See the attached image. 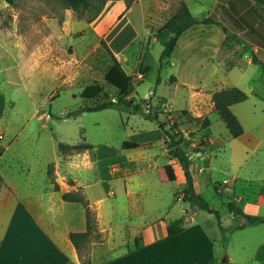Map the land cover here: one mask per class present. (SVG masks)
Returning <instances> with one entry per match:
<instances>
[{"label":"rangeland","instance_id":"obj_1","mask_svg":"<svg viewBox=\"0 0 264 264\" xmlns=\"http://www.w3.org/2000/svg\"><path fill=\"white\" fill-rule=\"evenodd\" d=\"M4 2V0H0ZM14 0L9 8L11 12L9 17L4 16L8 10L0 7V27L15 29L16 11H19L21 32L26 35L36 32L37 29L48 27L47 21L43 14L53 15L57 9L68 8L61 0ZM127 6L126 17L118 29L110 31L114 22V0L94 1L90 8L86 10H74L69 8L72 14V23H78L72 30L71 46L66 47L65 55L82 59L83 63L91 66L95 71L94 78L83 80L84 87L74 84L73 86H62L57 88L58 95H52L54 90L52 76L49 73L42 80L39 79L44 74L41 67L39 71L31 74L27 82V90L13 89L9 84L3 82L2 92L10 98H16V108L13 114V122L8 125V132L4 139L0 141L10 144V150L3 159V165L12 163L14 166L13 181L22 174L23 170L27 171L28 165L33 169H40L45 161L53 160L55 148L58 152V143L60 141L76 144L79 142H90L95 148L101 146H113L122 149V143L125 140L133 138H142V131L146 130L149 134H155L160 128V123L164 128H171L176 123L179 129H184L188 138L185 139V146L191 145L197 152L207 153L202 157L205 166L210 165L207 175H211V182L202 181L199 183V189L204 197L219 211L220 218L215 214L199 210L192 222V233L200 232V236L208 239V242L201 246V250L206 253L218 250L222 252V259L227 258L228 264H253V254L255 253L256 244L264 239V224L246 225L238 228L239 224L246 222L245 218L239 214L230 213L226 207L229 201L237 202L239 206L244 207L245 203L256 204L259 192L264 193V81L258 85V79L264 73L258 64L248 67L246 70L237 67L231 73L228 66L232 65L238 55L243 52L242 62L246 66L251 48L249 51L244 49L242 44L230 39L224 44L219 52L215 55V46L213 43L215 36L205 35L204 40L210 41L204 46H199L194 54L193 63L179 65L161 64V54L165 42L169 39L171 33L163 29L164 23L171 18L180 8L184 0H124ZM216 0H189L192 10L195 13H205L212 8ZM34 3V4H33ZM14 8V9H13ZM34 16V29L27 28L28 22L31 23V14ZM203 15V14H202ZM220 16V15H219ZM116 19V18H115ZM47 26V27H46ZM27 29H30L27 30ZM125 31V38L122 40L118 36V31ZM111 32V33H110ZM81 35H84L81 37ZM111 35V36H110ZM119 40L114 44V49L122 57L124 68L128 73L131 69L136 68L140 61L145 58L148 60L149 68L144 79L145 70L140 69L134 72L133 85L138 88L139 93L143 96L150 94L144 99L142 113H132L128 109L119 110L116 108H107L99 111H87L85 106L94 104L104 98L101 94L94 95L92 98L85 99L80 95L81 89L89 85L97 84L103 91L108 92L116 100L117 90L104 79L107 69L113 64L114 57L108 52L105 45L101 43L107 38ZM35 40L36 37L32 36ZM69 38H67V41ZM16 52L7 53L5 57H0V67L13 65L20 58ZM119 55H115L119 59ZM215 57V61L212 58ZM219 60V61H218ZM220 60H223L220 62ZM78 61V60H77ZM77 63V62H76ZM42 73V74H41ZM179 77L184 84H179L177 90L173 83ZM3 79V77H0ZM238 83L246 89L249 96L248 100L236 107L241 113L244 126L247 131L245 144L248 145L247 152L243 151L242 162L232 164V145L229 136V130L225 121L217 114H209L212 121L210 128L202 124L190 122L183 124V120L178 116L180 110H187L196 116L202 105L197 106L195 99L192 97V90L202 89L205 91H214L216 87H221ZM83 84V83H82ZM238 86V87H240ZM257 93L262 95L258 96ZM155 92V95H154ZM28 94H31L29 99ZM136 94V99H140ZM153 96V98H152ZM164 96V97H162ZM150 103V104H149ZM36 107L40 109L34 114ZM10 109V107L8 108ZM148 110L157 117H149ZM9 111L6 113L3 125L7 128ZM145 134V132L143 133ZM49 136H53L54 140ZM166 137V135H165ZM212 137V140L210 138ZM167 138V137H166ZM184 140V141H185ZM255 140L260 141L261 148L253 149ZM196 143L193 145V143ZM223 142V143H222ZM233 142V141H232ZM155 149L160 153L161 147L156 142ZM72 152V151H70ZM61 155L66 153L60 152ZM248 153V154H247ZM246 157V159H245ZM167 156H161L160 161H166ZM241 159V158H240ZM51 168V166H50ZM190 168L194 171L193 166ZM51 169H49L50 172ZM90 175H101L102 171L98 167L89 171ZM241 173V178L232 181L233 175ZM149 186L151 192L160 190L161 201H169L173 197L179 185L171 181L158 182L156 173H150ZM146 176V175H143ZM227 179L225 181L224 179ZM11 181V180H10ZM3 179L0 178V189L3 185ZM8 185V184H7ZM233 185V186H232ZM222 189V192L218 190ZM85 202L80 192L76 194ZM172 196V197H171ZM238 197H244L243 202L237 200ZM263 199V198H262ZM156 206L163 204L159 198L151 199ZM264 203V199L261 202ZM173 209L179 212L187 203L183 199H177L172 204ZM92 215L96 216L93 209ZM259 214L264 215V205H260ZM225 228L221 230L220 222ZM202 226L201 229L196 226ZM194 234V233H193ZM176 247L183 255L186 264H191V259L197 253L188 240L192 238L190 233L176 236ZM92 240L104 242L102 250L104 252H116L114 243H107L108 235L99 231L98 223L94 225L90 237L81 244V257L89 258L91 251L90 242ZM141 242L138 240L136 245ZM113 250H110L113 248ZM133 247L130 245L129 248ZM156 253L161 252L160 245L152 248ZM115 251V252H114ZM196 252V253H195ZM193 256V257H192ZM103 257H108L103 255ZM100 260L99 262H102Z\"/></svg>","mask_w":264,"mask_h":264},{"label":"crops","instance_id":"obj_2","mask_svg":"<svg viewBox=\"0 0 264 264\" xmlns=\"http://www.w3.org/2000/svg\"><path fill=\"white\" fill-rule=\"evenodd\" d=\"M184 1L194 15L208 16L213 13L219 0H216L212 8L202 14L192 10L189 0ZM38 2L41 0L34 3ZM113 3L114 15L112 18H114V22L110 28L111 32L121 26L127 15L124 12L127 9L124 0H114ZM0 7L8 10L4 16L9 17L11 8H9L7 0L0 1ZM15 15L17 17L15 29L0 27V57L3 58L7 53L13 54L15 51V57L18 54L20 58L11 66L0 67V77H3V79L0 78V131L4 132L3 139L8 132V125L13 122L16 108V98L14 96L8 98L1 91L3 82L9 84L13 89L25 88L27 90L26 81L30 79L28 77L42 67L45 72L39 82L50 73L54 86L52 95H58V87L73 86L74 84L83 86V80L94 78L95 72L91 66L83 63L82 59L75 57L76 63L71 59L72 57L65 55L66 47L73 44L72 30L79 24V22L72 23V14L69 8L66 10L59 8L53 12L51 17L48 14H43L48 27L37 29L36 32L32 31L27 35L23 31L21 32L19 27L20 12L16 11ZM34 16V13L31 14V23L28 22L27 26L32 30L35 24ZM228 29L226 22L223 26L201 23L190 27L179 37L177 46L167 63L176 62L179 65L193 63L197 47L210 42L203 39L205 35L215 36L213 40L216 42L213 44L216 55L224 45ZM27 30L30 31V29ZM125 33L123 30L118 31V37L123 40ZM32 36L36 37L35 40ZM83 36L81 35V37ZM67 38H69L68 41ZM107 41L111 51L118 56L120 53L114 49L113 43L118 44L119 40L108 37ZM245 54L243 55L241 52L238 59L227 67L230 73L237 67L246 70L255 65L252 62L251 54L246 66L243 64L242 59L246 56ZM118 60L124 67L120 55ZM212 60L215 61V57ZM148 68L149 63L145 58L137 64L136 68L131 69L132 73H127L134 77L136 70L143 69L145 73L141 79H144ZM263 81L264 73L258 79V85H262ZM181 82L184 81L176 77V81L173 83L176 90L179 84H184ZM234 84V86H240L238 83ZM222 86L220 89L231 85ZM240 88L246 91L243 87L240 86ZM220 89L216 87L214 91L192 90L191 95L197 106L202 105V109H199L196 116L209 117V114L215 113L212 96L216 90ZM129 90L127 98L136 97L135 93H137L140 99H147L151 94L146 93L142 96L138 88L133 85V80ZM254 91L258 94L256 89H253ZM258 96L262 95L258 94ZM28 97L31 99V94H28ZM242 103L232 105L234 113L244 127V133L241 136L230 140L233 149L232 164H240L243 151L245 152L248 148V145L243 142L247 137L243 118L241 113L236 110V107ZM9 107L10 109H8ZM39 109L36 107L34 114ZM8 111L9 119L6 128L3 125V120ZM181 130L187 139V133L184 129ZM144 132L145 134H143ZM144 132L141 133L142 138L131 139L140 144L134 148L119 149L108 145L95 148L93 146L90 149L73 150L64 155L59 153V149L57 152L54 148L55 158L53 160L45 161L40 169L36 167L33 169V164L28 165L27 171L23 170V175L21 174L19 179H16V183L13 181L15 173L12 163L3 165V159L11 145H4L0 141V178L4 182L0 189V264H44L45 262L49 264H83L79 250L70 238V233L83 232L87 229L86 205L95 211L99 231L108 235L107 243L116 245V252L114 251L115 253L112 255L111 251L107 253L102 250L104 242L92 240L89 253L91 264H186L183 255L179 252L181 249L178 251V247H176L177 238L175 237L187 233L192 236L188 240V244L197 251L194 258L191 259V264H222L227 261V258L222 259V252L216 248L210 254L206 253V250L202 251L201 246H204L208 239L201 237L198 231L192 233V222L200 209L191 207L186 201L187 206L182 207L179 212L173 209V202L183 199L186 176L181 162L175 155L174 148L170 147L167 142L163 129L158 128L155 134H149L146 130ZM49 137L54 140L53 136ZM157 140L162 149L160 153L155 149ZM184 142L186 140L180 146L191 160L190 164L194 168V171L192 169L191 171L195 187L197 191L201 192L199 183L212 180L211 175L206 173L210 169V165L205 166L202 160L207 149L205 152H197L195 148H191L192 144L185 146ZM194 144L196 143L194 142ZM252 148L260 149V141L255 140ZM164 155L167 156V159L161 162L160 157ZM95 167L102 171L101 175H90L89 171ZM49 169H51L50 172ZM151 172L156 173L158 182L171 181L180 186L167 203L161 201L160 190L154 192L149 190V186L152 184L149 182V178H152L150 177ZM241 176V173H236L233 175L232 181L235 182ZM218 190L222 192L221 188ZM78 192L83 195L86 205L81 201L63 198L64 193L77 194ZM153 197L159 198L163 204L156 206L158 203L153 201L151 204ZM262 198L264 199V193L259 192L256 204L242 203L244 207H240L247 213L262 215L258 210L260 205H264V203H258L263 200ZM237 200L243 202L244 197H238ZM181 217L184 218L185 229L180 233L169 235L168 224ZM260 224L264 223L256 225ZM196 228L201 231L204 229L201 225ZM138 240L141 243L136 245ZM158 244L161 248L160 253L152 250ZM130 245L133 247L129 248ZM113 249L114 247L110 250ZM103 255L108 257L104 258ZM252 258L255 261L253 264H264V239L257 242ZM100 260L103 261L99 262Z\"/></svg>","mask_w":264,"mask_h":264},{"label":"trees","instance_id":"obj_3","mask_svg":"<svg viewBox=\"0 0 264 264\" xmlns=\"http://www.w3.org/2000/svg\"><path fill=\"white\" fill-rule=\"evenodd\" d=\"M68 8L74 10H86L91 7L92 3L97 0H61ZM107 1V0H101ZM13 3L14 0H7ZM220 15V16H219ZM224 22L228 24V35L224 42L230 39L242 44L244 49L249 51L251 48V57L254 64L261 66L264 71V0H219L215 6L212 14L205 16L194 15L185 1L180 5L178 11L169 18L163 25V29L171 33L169 39L164 44V49L161 54V64H165L171 58L179 37L190 27L201 23H212L223 26ZM101 43L106 46L109 53L114 57L113 64L104 75V79L113 85L117 90L116 100L111 95L103 91L101 86L92 84L85 87L81 96L85 99L92 98L94 95H103L104 98L95 102L94 104L85 106L87 111H99L107 108H116L119 110L128 109L132 113L144 112L143 101L144 99L127 98L129 95V88L133 80V76L128 74L124 69L121 62L116 58L115 54L111 51L110 47L105 40ZM257 49H254V48ZM246 91L238 86L225 87L216 90L213 93L212 101L215 113H217L226 123L229 130V136L236 138L244 133V127L238 116L234 113L232 105L245 101L248 99ZM150 104V103H149ZM178 116L183 120V124L190 122H197L203 126L210 128L212 121L208 116H195L187 110H180ZM149 117H157V112L154 114L148 110ZM160 128L163 129L167 142L170 147L174 148V152L178 160L181 162L185 176L186 185L183 188V200L189 202L190 206L208 213L215 214L220 218L218 209H216L204 195L197 191L194 183L193 174L190 168L191 160L186 152L181 148L180 144L185 140L184 132L179 129L176 123L171 128H164V124L160 123ZM140 144L135 140H125L122 143L123 148H134ZM93 145L90 142H79L76 144H69L60 141L58 149L60 152H70L73 150L90 149ZM63 198L66 200L81 201L84 205L86 202L82 201L74 193H64ZM226 207L231 213L242 215L246 222L239 224L237 227L242 228L246 225H256L264 223V215H255L245 212L237 202L229 201ZM87 215V229L83 232H71L70 238L76 245L81 255V243L89 239L94 225L98 223L96 216L93 217L92 210L86 205ZM221 230L225 228L219 222ZM185 229L184 218H177L168 224V234L174 235L182 232ZM82 258V257H81ZM83 264H91L90 257L83 259ZM44 264H49L45 262ZM222 264H228L227 261Z\"/></svg>","mask_w":264,"mask_h":264},{"label":"built area","instance_id":"obj_4","mask_svg":"<svg viewBox=\"0 0 264 264\" xmlns=\"http://www.w3.org/2000/svg\"><path fill=\"white\" fill-rule=\"evenodd\" d=\"M140 76H141V78L143 77L142 74ZM3 137H4V132L0 131V140L3 139ZM225 181H227V180H225Z\"/></svg>","mask_w":264,"mask_h":264}]
</instances>
